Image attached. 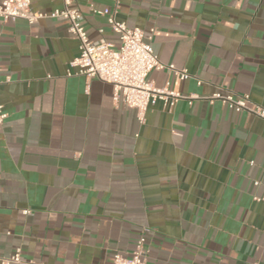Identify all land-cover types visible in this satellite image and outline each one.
<instances>
[{"label": "crops", "instance_id": "1", "mask_svg": "<svg viewBox=\"0 0 264 264\" xmlns=\"http://www.w3.org/2000/svg\"><path fill=\"white\" fill-rule=\"evenodd\" d=\"M1 1V0H0ZM61 0H31L49 14ZM114 48L105 9L151 35L157 88L248 96L264 109V0H76ZM62 19H0V256L112 264L145 239L147 264H264V120L198 99L157 101L140 123L112 86L73 75ZM199 82V84H197ZM30 214L24 215L23 211Z\"/></svg>", "mask_w": 264, "mask_h": 264}, {"label": "built area", "instance_id": "2", "mask_svg": "<svg viewBox=\"0 0 264 264\" xmlns=\"http://www.w3.org/2000/svg\"><path fill=\"white\" fill-rule=\"evenodd\" d=\"M76 0H61L62 6L49 14H35L30 10L31 0H1L0 19L4 22L25 20L34 24L43 18L62 19L67 22L68 31L78 42V55L69 63L73 75L95 78L112 86V100L114 104L126 109L136 111L137 120L144 122L145 113L157 101L164 107L171 108L176 102L184 100L189 105L194 100L202 99L209 103L220 101L229 110L234 112L246 111L253 116L264 120V109L249 107L248 96L235 98L232 94L222 95L214 93L207 97L182 95L171 91L167 86L157 88L148 80V75L155 70L166 68L185 80L189 77L186 70H176L174 66H164L153 52L150 40L139 28H128L124 22L115 18V12L105 9L100 12L105 16L106 24L119 38V46L114 48L103 39L92 41L87 35L83 16L75 6ZM117 3L118 0H115ZM199 84V82H197ZM7 118V113L0 105V124ZM264 178V167L261 170ZM254 185H261L263 193L261 200L264 202V179L255 181ZM24 215L30 214L29 210L23 211ZM145 239L139 237L135 248L129 257L115 254L112 264H147ZM0 264H35L32 261L21 259V250L17 248L9 256H0ZM253 264H259L255 262Z\"/></svg>", "mask_w": 264, "mask_h": 264}]
</instances>
